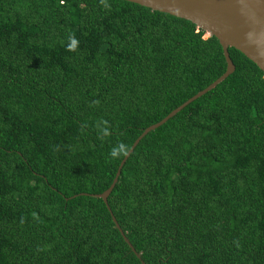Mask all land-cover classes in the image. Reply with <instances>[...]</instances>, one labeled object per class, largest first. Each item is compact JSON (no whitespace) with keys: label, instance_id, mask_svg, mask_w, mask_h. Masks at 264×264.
I'll return each mask as SVG.
<instances>
[{"label":"trees","instance_id":"obj_1","mask_svg":"<svg viewBox=\"0 0 264 264\" xmlns=\"http://www.w3.org/2000/svg\"><path fill=\"white\" fill-rule=\"evenodd\" d=\"M206 34L128 0H0V264H264V72L234 47L95 195L225 72Z\"/></svg>","mask_w":264,"mask_h":264},{"label":"water","instance_id":"obj_2","mask_svg":"<svg viewBox=\"0 0 264 264\" xmlns=\"http://www.w3.org/2000/svg\"><path fill=\"white\" fill-rule=\"evenodd\" d=\"M153 10L169 13L195 23L199 28L205 30L209 35H215L223 48L227 63L225 72L207 87L187 99L177 108L173 109L162 120L147 127L135 140L126 156L120 163L112 184L102 193L95 194L102 198L109 207L110 196L122 167L129 158L140 140L150 131L164 124L168 119L182 110L189 103L207 93L228 75L235 71V64L230 56L229 47L238 49L249 59L258 65L264 72V0H128ZM110 209V207H109ZM112 213V211H111ZM116 227L123 235L125 241L130 245L136 255L138 252L112 213ZM142 263L145 262L142 260Z\"/></svg>","mask_w":264,"mask_h":264},{"label":"clouds","instance_id":"obj_3","mask_svg":"<svg viewBox=\"0 0 264 264\" xmlns=\"http://www.w3.org/2000/svg\"><path fill=\"white\" fill-rule=\"evenodd\" d=\"M124 151V146L120 145L118 149L114 148L112 150V152L110 153V155H112L113 157L117 156L118 153H122Z\"/></svg>","mask_w":264,"mask_h":264},{"label":"rangeland","instance_id":"obj_4","mask_svg":"<svg viewBox=\"0 0 264 264\" xmlns=\"http://www.w3.org/2000/svg\"><path fill=\"white\" fill-rule=\"evenodd\" d=\"M206 35H209V34L207 33ZM206 35H205V36H206Z\"/></svg>","mask_w":264,"mask_h":264}]
</instances>
